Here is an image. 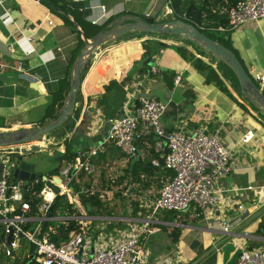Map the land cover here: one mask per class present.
<instances>
[{"label":"crops","instance_id":"obj_1","mask_svg":"<svg viewBox=\"0 0 264 264\" xmlns=\"http://www.w3.org/2000/svg\"><path fill=\"white\" fill-rule=\"evenodd\" d=\"M107 1L89 0V15L92 13V4L100 3L115 12L120 10V13L127 10L126 3L129 2ZM151 1L155 9L157 1ZM168 7L170 4L165 1V8ZM145 12L152 15L149 9ZM95 13L100 15L99 10ZM124 13L137 14L131 10ZM49 20L53 23L49 24ZM229 37L246 70L264 73V17L246 22L232 30ZM145 39L135 38L116 45L109 44L91 59L90 68L83 80H90L89 100L86 97L89 101V119L85 111L81 112L85 101L80 98L77 100L80 106L79 119L68 118L70 124L75 122L72 130H59L60 138H57L56 143L48 139L49 145L53 143L50 146L55 145L54 150L50 149L51 156L55 158L54 167L68 141L76 157L82 151L87 156L94 148H98V153L107 149V157L102 165L106 167L105 172L109 168L115 174L112 177L124 174L128 157L120 158L119 148L113 144L105 146L101 142L109 128V118L131 113L130 104L134 99L130 97V91H133L135 98L148 95L168 103L162 118L167 129L177 126L190 131L203 127L209 131L219 129V138L231 151V161L229 171L219 178L216 185V204L200 217L193 216L196 221L194 224L188 221H164L153 215V220L163 221L167 227L149 236L145 258L146 264H234L242 248L251 250L264 247V228L261 229L264 225V203L261 202L264 196V119L244 102L233 86L226 82L234 97L220 90L217 81L206 80L209 70L204 72L195 67L193 61H186L174 50L161 49L151 56L161 71L180 75V83L174 82L175 76L170 78L163 74H152L151 65L143 63L147 57L142 54V41ZM77 45V34L43 3L33 0H0V64L8 66L0 68V114L7 116L10 125L0 129L34 125V121L43 114L41 108L52 101V93L59 89L60 79L71 68L70 59ZM18 61L22 63L21 67ZM203 61L210 63L205 59ZM213 68L218 74L214 75L215 78H223L218 73V66ZM129 99H132L130 104ZM96 120V126L90 127ZM248 129H252L255 135L250 142L245 143L241 138ZM63 131L67 132L65 142V136H60ZM138 132L140 158H145L149 156V149L154 150L157 139L147 124H139ZM44 147L48 148V143L40 145V149ZM97 154L94 157L92 155L93 160ZM64 164L66 162L61 166ZM97 168L99 170V166ZM137 168L141 171L139 165ZM93 184L101 188L98 178L94 179ZM117 188L118 185H114L113 189L102 190V193L108 200L117 193L126 194L117 191ZM158 189L154 186L136 196L146 213L138 210L134 216L120 214L102 216L100 219L108 222L127 220L125 223L128 225L123 227V234L132 224H140L143 219L152 216L151 202L158 195ZM131 210L129 208V213ZM223 220L231 225V233L223 230ZM103 221L97 227L102 229L100 237L104 241L115 240L116 232L122 227L110 230ZM173 226L181 227V235L175 243L170 238ZM88 242L91 245L90 239Z\"/></svg>","mask_w":264,"mask_h":264},{"label":"built area","instance_id":"obj_2","mask_svg":"<svg viewBox=\"0 0 264 264\" xmlns=\"http://www.w3.org/2000/svg\"><path fill=\"white\" fill-rule=\"evenodd\" d=\"M36 3H43L48 0H33ZM89 1V0H73ZM93 2V1H92ZM61 4L62 1L60 0ZM89 8V6H87ZM92 13L86 19L93 24L101 25L111 16L118 14L107 9L105 5L96 3L90 5ZM174 12L173 8H167ZM99 10L97 16L95 11ZM229 26H218L220 32L231 31L241 27L246 22H254L264 17V0H240L233 6L229 12ZM149 16V13H146ZM49 24L53 21L49 20ZM59 49V48H58ZM194 54L205 59L202 54L193 50ZM206 60V59H205ZM21 67V62L18 61ZM7 65L0 64L2 69ZM216 67L215 63H212ZM8 67V66H7ZM11 68L16 69L14 66ZM151 73L162 75L161 69L157 64L151 66ZM256 80L258 86L264 88V73H257ZM88 78L82 81L80 95L78 99H84L85 103L81 112L88 114L89 119V89ZM181 76L176 75L174 82L179 84ZM129 90L128 87L126 88ZM130 97L133 102L131 113L122 117H111L108 119L109 128L102 139L101 144H114L124 152L128 160L137 156L140 157V151L137 145V139L140 137L138 132L139 124H147L156 136L155 151L158 157L151 159V165L155 167H164L173 172L171 178L164 180L158 189V195L151 202L150 218L143 219L140 224H132L129 230L123 232L121 237H116L113 241H104L100 233L95 235V228L91 224L86 213H81L80 209H85L79 200L81 193L90 194L100 191L95 185L86 187L81 185L75 189L70 185L74 180L78 181V175L83 172L85 176H91L96 173V163L93 157L98 153V148H94L87 156H77L73 162L66 163L60 167L57 175L52 176L51 181L57 186L54 190L51 186L45 184L39 193L40 201L38 210L40 216H26L24 213L29 209V203L24 201L25 181L16 178L9 183V168H11L10 155L7 148L0 147V154H5V158L0 159V224L5 225V237L12 229L11 244L8 248L16 249L19 246L21 235L26 237L35 245L34 258L40 264H146L145 249L149 236L159 231V224L165 222L153 220L160 210H189L194 209V217H199L217 202L216 185L220 177L229 171L231 161V151L228 149L218 136L219 129L209 131L203 127L197 131L187 130L183 126H177L173 129H167L163 123V115L167 109L168 103L154 96L140 95L135 98L133 91H130ZM87 97V99H86ZM78 102V101H77ZM80 107V106H79ZM98 120L92 122L90 127L94 128ZM89 127V121H88ZM255 133L248 129L242 136L241 141L250 142ZM93 155V157H92ZM140 186L139 183L136 184ZM251 187V186H250ZM57 195L66 196L72 206L79 209V215L71 216H48L49 209ZM102 196L105 198L104 193ZM20 211L17 212V206ZM86 210V209H85ZM91 216V215H90ZM101 218V217H100ZM75 219L80 224L79 228L70 232L68 239L62 243H55L49 240L47 233L38 237L36 231L41 222L49 220H69ZM36 220L39 221L36 229L25 230L22 226L24 222ZM223 230L231 233V225L228 221H222ZM90 239L93 245V253L90 254ZM80 249H82L81 253ZM158 264H161L158 262ZM234 264H264V247L247 249L242 248Z\"/></svg>","mask_w":264,"mask_h":264},{"label":"trees","instance_id":"obj_3","mask_svg":"<svg viewBox=\"0 0 264 264\" xmlns=\"http://www.w3.org/2000/svg\"><path fill=\"white\" fill-rule=\"evenodd\" d=\"M60 0H48L44 1L43 4L47 6L52 13L58 15L59 18L67 25H69L71 31L77 34L78 36V45L75 50L72 52V56L70 59V64L73 63V60L78 55L81 47L83 46V40L81 39L79 31L74 29V24L70 19L66 16V13L71 14L75 21L82 27L87 37H91L96 32H98L106 23L114 19L120 14H123L126 11H122L118 14L111 16L106 22L101 25L93 24L86 19V17L90 13V9L87 7L88 1H73V0H61L62 3H59ZM169 2L171 8H173L174 13L177 17L182 18L185 14L188 21L196 25L201 31L207 33L211 37L215 38L217 41L224 43L226 46L231 48L228 44L229 33L228 31L220 32L217 30L218 26H229V10L235 6V4L240 0H165ZM53 7L61 9L62 12L54 9ZM58 11V12H57ZM195 16L196 20H198V24L196 21L190 20V17ZM144 18H148L150 21L155 20V16L146 15V12L141 15ZM146 37L147 39L142 41L143 45V56H151L153 53L159 52L165 46H173L175 51L186 61L191 62L195 67L202 69L204 72L210 71V74L206 75L207 81H217L216 85L220 90L231 95L234 97L230 90L228 89V85L226 84L227 79H231L233 82V88L236 91L235 81L233 80L230 72L226 69L222 63L210 61L211 63H215L216 66L220 69V72L223 78H219L218 80L215 78L214 75H218L217 72L212 67L211 63H207L203 61L202 58L197 57L194 54L193 50L202 54L197 49H195L192 44L188 41H183L182 43H166L161 42L157 37L148 36L147 33H127L123 35L118 41L123 40H131V39H140ZM152 41V42H151ZM154 41V42H153ZM232 49V48H231ZM233 50V49H232ZM234 51V50H233ZM235 52V51H234ZM236 53V52H235ZM203 55V54H202ZM92 60L88 62L85 67V70L81 74V80L83 81L88 73ZM248 71V70H247ZM151 72V71H150ZM163 76H167L173 78L175 76L174 72H164L161 71ZM69 81H70V69H67L66 75L60 79V86L59 89L52 93V101L47 103L41 108L43 114L34 121V125L32 126H43L47 124L49 121L55 119L62 110L63 103L66 99L68 90H69ZM89 82L88 80V89H89ZM256 82V81H255ZM258 85V84H257ZM264 91V89H263ZM80 92L78 93V96ZM70 119L66 120L60 127L56 128V130L66 129L71 131L72 128L75 126V122L70 124ZM8 119L6 115L0 114V128L9 127ZM23 128V127H20ZM66 131H63L60 136H65ZM67 140L65 136L64 142ZM140 141V138L137 139V145ZM153 142V140H151ZM69 142H66V148L63 154H61L58 164L47 174L48 178H51L54 175H57L59 169L63 162L70 163L73 162L76 158L75 153L70 149ZM116 148V146L113 144ZM118 149V148H117ZM155 150V149H154ZM153 148L149 149V156L145 158H140L134 165L131 167V159L127 161V164L124 168V174H121L117 177H108L106 178V172L103 165L104 160L107 157V149H102L97 154V158L94 159L97 167L99 166V173L96 177L95 173L91 176H85L83 172L78 175V181H73L70 185H72L76 190L80 188L81 185H85L86 187L93 186V181L95 178H98L99 184L101 183L100 191L95 193L85 194L81 193L79 195V200L82 205L85 207L87 214L91 216H116L117 211L116 207L111 200H106L102 196V190L106 189H113L114 185H118L117 191L121 190L126 192V194L121 195V199L125 200V203H128L129 207L123 205L120 210L121 215L123 216H134L137 214L138 210H142L143 213H146V210L140 205V201L136 199V196L139 192L143 190H147L151 187L157 186L159 187L161 183L171 178L173 172L169 169L164 167H154L150 165V159L152 157H158L159 154L154 152ZM82 152L78 153V156L85 157L86 155ZM12 160H20L22 159V155L20 153L9 151L7 152ZM19 156V158L17 157ZM127 156L124 152L121 151L119 157ZM17 157V158H16ZM137 165L140 166L141 171L137 168ZM44 175V174H43ZM153 175H156L154 178ZM16 178L11 172L9 176V183L13 182ZM139 183L140 186L136 184ZM46 182L42 178L36 180H30L26 188L24 190V201L29 203V209L24 213L26 216H40L41 213L38 210V203L40 201V197L38 196L42 188L45 186ZM135 188V190H132ZM20 206H17V212L20 211ZM129 208L132 209L129 213ZM187 211V210H186ZM186 211L184 210H160L155 214V217L160 220L164 221H171V222H180L183 223L188 221L189 219L184 217L186 215ZM49 213L51 216H71V215H79V209L72 206L64 195H57L49 209ZM201 216V215H200ZM199 216V217H200ZM74 220L73 222H71ZM61 221H65L62 223ZM96 220H92L91 224H94ZM39 221L32 220L27 221L22 224L25 230H35ZM43 222L40 223L36 234L38 237L43 236L47 233L49 240L54 241L55 243H62L68 239V236L71 231L76 230L79 228L80 224L75 219L69 220H49L46 222L45 226L43 227ZM128 224L124 221H109L107 223V228L110 230H114L115 227H125ZM92 226V225H91ZM160 228H166L167 225L159 224ZM264 228V225L261 229ZM101 231V229H100ZM95 229V235L98 232ZM181 235V227L173 226L170 232V238L172 242H177ZM35 245L31 243L26 237L21 235L19 238V246L17 249L8 248L6 244V237H5V225L0 224V264H40L38 261L35 260Z\"/></svg>","mask_w":264,"mask_h":264},{"label":"water","instance_id":"obj_4","mask_svg":"<svg viewBox=\"0 0 264 264\" xmlns=\"http://www.w3.org/2000/svg\"><path fill=\"white\" fill-rule=\"evenodd\" d=\"M53 8L62 12L59 8ZM186 15L179 18L174 12L164 8L154 21H150L148 18H144L138 14L123 13L106 23L94 35L87 37L74 17L66 13V16L73 22L74 29L79 31L81 39L83 40V46L73 60L70 68L69 90L61 113L43 126L0 129V147L7 148L8 152L12 151L22 155V159L20 160H12L11 157L10 159L14 177L23 179L25 181V188L30 180L42 178L47 185L56 191L58 190L57 186L47 175L35 171L34 161L28 160L26 155L40 149V145L33 142L44 135L50 134L53 130L60 127L69 117H73L76 120L79 119L80 107L77 105V98L82 86V72L85 70L88 62L96 54L100 53L105 46L109 44L116 45L122 42L123 40H118L127 33H147L148 36L157 37L161 42H190L195 49L203 54V57L207 61L222 63L228 69L235 81L236 92L247 105L260 113L264 119V91L255 82L257 72L247 71L237 54L231 48L201 31L196 25L185 19ZM143 63L152 66L155 64V59L152 56H147ZM227 83L233 86L231 79H227ZM27 143H29L28 148L25 147ZM139 159V156L131 159V167ZM14 184L15 182L12 183V185ZM132 190H135V188H132ZM261 202L264 203V196L261 198ZM47 215L50 217L51 213ZM46 222H43V227ZM11 239L12 229L6 239L7 246H10ZM93 249L94 247L91 245L90 254L93 253ZM81 251L82 249H80L79 253Z\"/></svg>","mask_w":264,"mask_h":264},{"label":"rangeland","instance_id":"obj_5","mask_svg":"<svg viewBox=\"0 0 264 264\" xmlns=\"http://www.w3.org/2000/svg\"><path fill=\"white\" fill-rule=\"evenodd\" d=\"M105 2H108L107 0H104ZM150 0H129V2L126 3V7H127V12H129V10H131L132 12H135L137 13L138 15H143L145 13L146 10H151V14L152 16H155V18L159 15V13H161V11L165 8V1H160L159 0H153L151 1V3L153 2H156L157 1V5L154 9V7H152V4H150L149 2ZM44 2V1H43ZM158 2H159V5H158ZM171 7V6H170ZM169 7V8H170ZM149 12V11H148ZM190 20H193V21H196L197 24H198V20H196V17L192 15V17H190ZM232 31V30H231ZM231 31H228L227 33H230ZM229 36V35H228ZM152 42V41H151ZM154 42V41H153ZM175 42H171V44H174ZM228 44L231 46V48L236 52V50L234 49V47H232L231 45V41H230V37L228 38ZM107 47V46H106ZM162 50H174V47L173 46H165L164 48H162ZM177 53V52H176ZM175 53V54H176ZM236 54H238L236 52ZM177 55H179L177 53ZM180 56V55H179ZM238 56V55H237ZM181 57V56H180ZM239 57V56H238ZM240 59V58H239ZM211 63V62H210ZM212 64V63H211ZM260 73L262 71H259ZM218 73H220V69L218 70ZM154 78H157L155 76H152ZM256 83L259 84V82L255 79ZM227 84V83H226ZM228 85V84H227ZM229 86V85H228ZM264 89V88H263ZM89 130V128H88ZM58 134H59V130H53L50 134L48 135H44L42 136L40 139H38L37 141L33 142L35 144H38V145H42V144H46L48 143V148H42L40 150H37V151H32L30 153H28L26 155V158L30 161H34L35 163V171L38 172V173H43L44 175H47L48 173H50V171L54 168V162H55V158H53L51 156V151L50 149L53 148V150L55 149V145L54 146H50L51 144L53 143H50L49 145V140L48 139H51V142H55L56 143V140L57 138L59 139L60 137H58ZM36 142H39V143H36ZM26 146L25 147H29V143L25 144ZM47 147V146H46ZM74 150V149H73ZM19 158V156H17ZM16 157V158H17ZM5 158V154H0V159H3ZM12 172V169L9 168V172ZM98 168L96 167V173H97V176H98ZM106 174L110 176H106V177H111L112 179V176H114L115 174L110 171V169L108 168L107 171H106ZM122 194V193H121ZM121 194L120 193H117L114 197H111V201H112V205L114 204L115 207H116V211H117V215H120V210L121 208L123 207V205H126V207H129L128 203H125L126 202V199L125 200H122L120 197H121ZM106 199V197H105ZM108 200V198L106 199ZM81 213H86V210L85 209H80ZM186 215H183L184 217L187 216V218L189 219L188 220V223L189 224H194L196 221H194L193 219V216H194V209L193 208H190L189 210L186 211L185 213ZM90 217V219H93L94 217L90 216V215H87ZM100 217L102 216H96L95 220L96 222L94 224H90L92 225L93 228H95L97 231H100V228H97L98 225H100L101 221H103L102 219H100ZM105 219H108L110 220L111 218H108V217H103ZM124 222H128L127 220H124L122 219ZM74 220H72L71 222H73ZM62 223H64L65 221H61ZM105 223V225H107L108 221H103ZM103 225V224H102ZM122 229L123 228H120V231H117L116 232V237H121L122 236ZM102 230V229H101ZM101 232V231H100ZM98 232V234L100 233ZM114 233V232H113ZM17 249V248H16Z\"/></svg>","mask_w":264,"mask_h":264}]
</instances>
